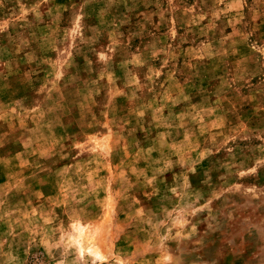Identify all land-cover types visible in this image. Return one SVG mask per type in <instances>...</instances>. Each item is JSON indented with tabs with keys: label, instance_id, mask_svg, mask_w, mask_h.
<instances>
[{
	"label": "rangeland",
	"instance_id": "obj_1",
	"mask_svg": "<svg viewBox=\"0 0 264 264\" xmlns=\"http://www.w3.org/2000/svg\"><path fill=\"white\" fill-rule=\"evenodd\" d=\"M0 264H264V0H0Z\"/></svg>",
	"mask_w": 264,
	"mask_h": 264
}]
</instances>
